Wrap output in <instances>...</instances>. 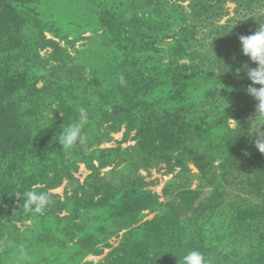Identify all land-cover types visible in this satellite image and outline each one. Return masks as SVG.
I'll return each instance as SVG.
<instances>
[{
	"label": "rangeland",
	"instance_id": "1",
	"mask_svg": "<svg viewBox=\"0 0 264 264\" xmlns=\"http://www.w3.org/2000/svg\"><path fill=\"white\" fill-rule=\"evenodd\" d=\"M257 2L0 0V65L20 74L4 98L20 148L15 167L0 159V264H183L194 249L208 264H264L257 101L236 120L241 73H211ZM79 107L87 144L64 150ZM28 190L53 203L27 211Z\"/></svg>",
	"mask_w": 264,
	"mask_h": 264
},
{
	"label": "clouds",
	"instance_id": "2",
	"mask_svg": "<svg viewBox=\"0 0 264 264\" xmlns=\"http://www.w3.org/2000/svg\"><path fill=\"white\" fill-rule=\"evenodd\" d=\"M239 41L242 54L256 65L250 67L246 63L243 66L247 78L251 81L245 91L247 95L257 101L256 114L254 117H249V129L255 130V134L252 135L257 137L255 146L261 153H264V24H260L253 34L241 35ZM239 71L240 69H237V72ZM78 114V120L64 127L57 138L64 150H71L87 144L88 138L84 133V128L89 123V112L85 107H79ZM23 203L27 211L42 214L53 203V200L47 192L28 190L24 193ZM182 260L183 264H208L204 253L195 249L187 251Z\"/></svg>",
	"mask_w": 264,
	"mask_h": 264
},
{
	"label": "trees",
	"instance_id": "3",
	"mask_svg": "<svg viewBox=\"0 0 264 264\" xmlns=\"http://www.w3.org/2000/svg\"><path fill=\"white\" fill-rule=\"evenodd\" d=\"M260 7V12L261 15L259 14L257 16L256 19H248L245 22H240L241 25L236 26L235 28H230V30L228 32H226V34L222 37L225 44L227 45L231 39H229L230 35L232 36L234 33L237 36V39L234 38V44L235 46H233V51L235 52L234 55L235 57H231L225 59L224 65L220 67V69L223 70V72L219 71L218 68H213L211 70V73H214L213 70H215V72L219 75V76H225L227 80H232L233 75L237 72V69H240V79H238V84L237 86H239V88L244 91L247 88V86L251 83V81L247 78L246 76V70L244 69V64H249L250 67H255L256 65L253 64L248 57L244 56L241 52V45H240V41H239V37L241 35H250L253 34L259 27L260 24H264V0H258L257 2ZM258 24L257 29H255V31L251 30L253 29V26ZM250 30H249V29ZM227 37V40H225V38ZM222 40V41H223ZM229 40V41H228ZM219 47V44L217 45ZM217 46L215 45V49H217ZM214 47V45H213ZM216 51V50H215ZM214 51V52H215ZM203 68V69H202ZM200 68L198 67H193V71L190 72L189 74L186 75H181V78L183 79H189L192 78L193 76L196 75H200L202 73H204V67ZM5 72V73H4ZM10 70L7 71H3V67L2 65H0V133L1 130L3 128H5V130H7L8 132L6 133L4 131L3 134H5L3 137L0 135V159H2L3 157H7V154L10 158L11 156V165L12 167L16 166L15 163V151L18 150V148H20V142L18 137H16L14 134L17 132L13 131V125L10 122H13V117H11L10 115V110L12 109L13 105H10L11 103L8 101H5L4 98L11 96L13 93H16L17 89L19 88V75H17V72H13V75L10 74ZM236 84V83H234ZM257 87H259V85H257ZM240 97L238 102H237V114L234 115L236 120H239L240 118H242V114L246 111L245 110V106L243 104L244 100L246 102V104L248 103H252L253 101H255L252 97H247L244 96ZM244 106V107H243ZM239 123H241V120L238 121ZM174 126H176L178 129H185L187 130L189 128V121L186 120H182L180 117L179 119H174L173 122H171ZM11 124V125H10ZM3 148V149H2ZM6 148V149H5ZM7 150H9L10 152H6ZM63 174H67V171H65ZM5 210L0 208V213L4 212ZM150 264H153V260H151ZM169 264V263H168Z\"/></svg>",
	"mask_w": 264,
	"mask_h": 264
}]
</instances>
